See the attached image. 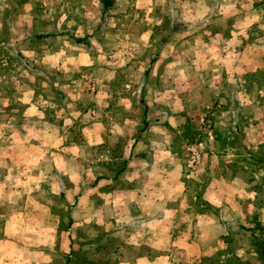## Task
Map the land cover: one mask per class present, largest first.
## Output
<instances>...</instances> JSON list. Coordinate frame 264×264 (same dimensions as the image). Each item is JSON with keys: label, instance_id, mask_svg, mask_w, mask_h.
<instances>
[{"label": "rangeland", "instance_id": "374dc122", "mask_svg": "<svg viewBox=\"0 0 264 264\" xmlns=\"http://www.w3.org/2000/svg\"><path fill=\"white\" fill-rule=\"evenodd\" d=\"M263 86L264 0H0L2 198L6 212L26 213L12 234L26 244L24 263L90 264L93 247L112 264L116 222L99 218V176L133 156L194 172L226 120L232 138L218 136V147L234 149L249 185L240 200L255 209L229 253L234 264L258 261Z\"/></svg>", "mask_w": 264, "mask_h": 264}, {"label": "crops", "instance_id": "0c3cea01", "mask_svg": "<svg viewBox=\"0 0 264 264\" xmlns=\"http://www.w3.org/2000/svg\"><path fill=\"white\" fill-rule=\"evenodd\" d=\"M225 87L229 90L228 84H219L218 92ZM259 90L264 91V86ZM221 102L228 105V98ZM229 123L226 120L221 137L213 135V141L206 142L208 146L202 151L201 164L194 172L175 160L160 164L156 170L148 161L149 156L144 161L133 156L115 177L99 176V218L116 222L115 244L110 247H114L112 252L117 254L112 264H234L229 251L235 238L246 233L245 222L255 209L248 211L249 199L240 200L249 185L241 180L242 170H235L234 149L228 143L218 147V136L226 140L232 138ZM42 153L40 149L35 158L38 169L44 163ZM2 156L0 150V264H25L26 256L21 249L25 250L26 244H20L13 235L20 226L17 220L23 219L26 213L19 210V205L18 211L13 213L5 210V204L9 203L2 197L10 188L4 181L6 171ZM258 210L254 214L261 222L262 214ZM84 211L91 216V209ZM111 224L109 221L107 226ZM109 230L106 228L103 237L106 245L111 241L106 238ZM5 235L10 237L5 238ZM99 237L102 238L101 232ZM94 247L98 254L104 250L101 245L99 251ZM247 247L249 250V245ZM92 250L90 247L86 252L88 256L84 254L90 264L111 261L110 256L100 258V254L93 258ZM257 253L258 261L248 260V264H264L261 251Z\"/></svg>", "mask_w": 264, "mask_h": 264}, {"label": "trees", "instance_id": "16d2710c", "mask_svg": "<svg viewBox=\"0 0 264 264\" xmlns=\"http://www.w3.org/2000/svg\"><path fill=\"white\" fill-rule=\"evenodd\" d=\"M104 6H105V7H108V6H109V2L105 1V2H104ZM77 41L79 42L80 40H77Z\"/></svg>", "mask_w": 264, "mask_h": 264}, {"label": "built area", "instance_id": "2783aa9c", "mask_svg": "<svg viewBox=\"0 0 264 264\" xmlns=\"http://www.w3.org/2000/svg\"><path fill=\"white\" fill-rule=\"evenodd\" d=\"M195 162V161H194ZM194 162H192V163H194ZM187 167V166H186ZM188 168V167H187Z\"/></svg>", "mask_w": 264, "mask_h": 264}]
</instances>
